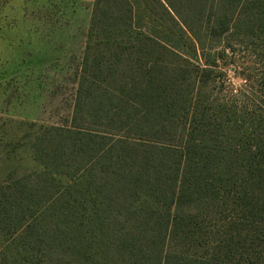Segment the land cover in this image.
<instances>
[{"label":"trees","instance_id":"16d2710c","mask_svg":"<svg viewBox=\"0 0 264 264\" xmlns=\"http://www.w3.org/2000/svg\"><path fill=\"white\" fill-rule=\"evenodd\" d=\"M243 45L259 93L201 95ZM78 72L0 170V264H264V0H94Z\"/></svg>","mask_w":264,"mask_h":264},{"label":"rangeland","instance_id":"374dc122","mask_svg":"<svg viewBox=\"0 0 264 264\" xmlns=\"http://www.w3.org/2000/svg\"><path fill=\"white\" fill-rule=\"evenodd\" d=\"M93 1L0 0V159L11 152L1 171L36 170V127L70 119ZM235 48L201 93L227 106L260 89L258 51Z\"/></svg>","mask_w":264,"mask_h":264}]
</instances>
